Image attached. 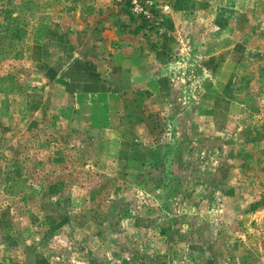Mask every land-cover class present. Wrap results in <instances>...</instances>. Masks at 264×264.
<instances>
[{
	"label": "rangeland",
	"instance_id": "obj_1",
	"mask_svg": "<svg viewBox=\"0 0 264 264\" xmlns=\"http://www.w3.org/2000/svg\"><path fill=\"white\" fill-rule=\"evenodd\" d=\"M0 264H264V0H0Z\"/></svg>",
	"mask_w": 264,
	"mask_h": 264
},
{
	"label": "trees",
	"instance_id": "obj_2",
	"mask_svg": "<svg viewBox=\"0 0 264 264\" xmlns=\"http://www.w3.org/2000/svg\"><path fill=\"white\" fill-rule=\"evenodd\" d=\"M7 12H10L8 10H6ZM15 24V26L13 27L14 30H15V33H14V40L16 41H20L23 37H24V34H25V28L23 26H21L19 23L20 21H13Z\"/></svg>",
	"mask_w": 264,
	"mask_h": 264
}]
</instances>
